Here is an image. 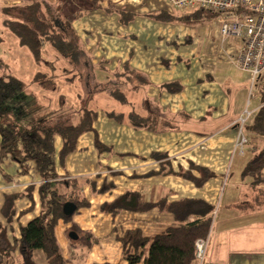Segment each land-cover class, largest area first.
<instances>
[{
  "label": "crops",
  "instance_id": "crops-1",
  "mask_svg": "<svg viewBox=\"0 0 264 264\" xmlns=\"http://www.w3.org/2000/svg\"><path fill=\"white\" fill-rule=\"evenodd\" d=\"M92 2L76 0L77 14L68 16H76L71 27L87 59L95 66V73L103 75L104 80L109 74L125 72L129 64L143 82L134 80L126 92V104L131 107L127 117L124 112L121 120L110 111L109 115L98 113L94 130L79 137L77 149L57 168L61 178L79 179L89 201L87 207L73 215L72 222L60 220L57 225L58 242L68 263L126 264L119 238L127 231L138 229L150 237L177 227L174 215L157 207L146 211L122 210L115 215L102 210L105 202L133 190L148 202L160 198L168 201L200 198L214 207L216 214L204 264H264V181L257 183L242 174L249 161L245 158H239L240 168L233 179L222 180L238 139L236 121L246 111L244 101L249 94L251 75L240 70L248 74L240 82L245 90L241 89V97L232 98L217 83L212 58L224 51L236 53L239 45L227 46L219 29L206 27L203 36H198L197 29L187 25L197 18L178 11L167 0H101L98 6H93ZM21 3V0L0 2L4 24L7 16L2 7ZM160 12L168 16L161 19L151 16ZM5 40L0 32V57L4 60L12 49L25 53L17 36L13 46L12 41L7 45ZM45 53V59L55 58L56 53L51 49ZM30 55V60H34L31 52ZM65 82L71 83L65 80L63 85ZM167 83H178L181 90L170 92L164 87ZM71 84L76 85V82ZM253 96L251 116L262 105L258 87ZM131 113L155 120V127H135L130 121ZM201 121L207 122H203L201 130L208 124L221 125L208 135L201 131L206 135L201 138L200 131L194 128ZM179 123L192 128L179 132ZM96 137L109 149L99 150ZM249 137L252 142L247 149L256 143L255 151L259 150L263 138ZM58 139L57 147L61 148L62 142ZM165 160L171 162L174 171L188 169L194 162L208 167L214 175L198 187L178 174H149L158 171ZM28 164V171L22 173L18 161L10 156L0 158V243H15L14 257L20 255L21 227L41 212L38 188L42 179L35 164ZM194 174L199 173L194 171ZM104 180L112 181L114 188L104 194L94 192L92 185L99 188ZM29 185H34L32 197L16 198L15 215L9 222L2 212L5 196L23 193ZM73 223L97 238L90 248L72 247L69 232ZM34 258L45 264L40 251L35 252ZM11 262L12 258H7L2 264Z\"/></svg>",
  "mask_w": 264,
  "mask_h": 264
},
{
  "label": "trees",
  "instance_id": "trees-1",
  "mask_svg": "<svg viewBox=\"0 0 264 264\" xmlns=\"http://www.w3.org/2000/svg\"><path fill=\"white\" fill-rule=\"evenodd\" d=\"M21 1V4L2 7V12L7 16L5 24L18 37L19 44L29 49L36 63L44 65V69L35 73L31 84H38L51 99V95L58 92L59 84L62 85L67 76L68 81L75 83L79 79H85L87 70H90L92 79L89 91L85 88L84 91L77 92V96L84 99L82 106L67 107L65 96L61 94L58 98L59 107L52 109L50 105H38L36 99L21 97L26 85L19 77L14 74L0 76V158L10 156L18 161L22 173L27 172L28 163L33 162L42 179L38 188L41 212L26 226L21 227L20 255L13 256L15 243L9 245L3 242V247V243H0V264L7 258H12L11 264H40L34 258L36 251L43 253L45 264H69L61 251L56 228L60 220L72 222L73 215L79 209L87 207L89 201L82 192L79 179L60 177L57 172L58 164L63 165L65 159L77 149L79 137L83 133L94 130L98 117V111L90 107L94 95L104 93L126 103V92L130 85L134 80L142 83L143 78L126 64L125 72H115L113 76L109 74L106 79L100 80L95 73V66L87 59L88 56L71 27L76 16L67 15L64 18L46 0ZM100 1L93 0L92 5L98 6ZM206 13L215 14L196 10L188 15L201 18ZM164 15L166 14L160 12L151 16L161 19ZM50 49L56 53L55 58L46 60L44 53ZM138 85L135 87L138 88ZM256 86L262 105L249 117L244 130L248 134L262 137L263 145L254 151L242 174L258 183L264 181V83ZM164 87L170 92L181 90L178 83H167ZM110 114L121 120L124 113L112 110ZM129 116L135 127H155L156 121H149V117L143 118L136 113ZM57 136L62 140L59 151ZM95 144L99 150L109 149L98 137L95 138ZM194 171L199 174H194ZM154 173L178 174L198 187L203 186L214 175L208 167L194 162L190 163L188 169L174 171L169 160L163 161L158 171H151L149 174ZM92 186L94 192L104 194L114 188L115 184L104 180L99 188ZM33 189L34 185H29L23 193L5 196L2 212L9 222L15 215L16 198L25 195L32 197ZM67 201L77 205L76 212L71 216L64 213ZM154 207L171 212L177 227L150 237L144 236L138 229L127 231L119 238L126 264H195V241L197 238L207 237L212 227L214 207L204 199L181 198L168 201L160 198L148 202L142 199L139 192L128 190L114 200L105 202L102 210L115 215L122 210L146 211ZM70 229L78 234L77 240L70 239L72 247L83 245L90 248L97 240L74 223Z\"/></svg>",
  "mask_w": 264,
  "mask_h": 264
},
{
  "label": "rangeland",
  "instance_id": "rangeland-1",
  "mask_svg": "<svg viewBox=\"0 0 264 264\" xmlns=\"http://www.w3.org/2000/svg\"><path fill=\"white\" fill-rule=\"evenodd\" d=\"M5 0H0V2H3ZM47 3L50 5H53L54 8H56L57 12L61 15H69L70 13H75L77 14V6H76V0H46ZM77 8V9H76ZM4 18H2L0 14V32H2V35L6 38L5 42L7 45L10 44L12 41V46L14 45L13 39L16 38V36L11 32L9 27L2 22ZM219 21V16L216 14H209L206 13L204 14L201 18H197L196 20L189 21L188 26H194L197 29V35L198 36H203L206 27L209 29H218L217 22ZM10 35V36H9ZM10 37V38H9ZM13 37V38H12ZM227 46L233 45V44H238V42L235 39H229L226 43ZM14 48V47H13ZM25 53L22 52H17V50L12 49L10 53H8V56L5 58V60L0 57L2 60V66L0 68V76L2 77H7L9 74H14L16 76H19L23 83L26 85L25 89L22 92L21 97H25L30 100H37V104H44V105H50V108L52 109H57L59 107V102L58 98L59 95L63 94L66 99V106L67 107H75V106H82L84 104V99H80L77 96V92L81 90H85V88L89 91L90 89V84H91V79L92 77L90 76V70H87V74L85 79H79L80 81L76 82V85L71 84L69 82H65V85L59 84L58 86V92L52 94V97H48V93L45 94V90L42 89L38 84L32 85L31 80H32V73L40 69H44L43 63H36L34 60H30V52L29 50L25 47L24 48ZM14 50V51H13ZM45 55H47L45 53ZM219 56L224 57V59H221ZM211 58V57H210ZM226 58V59H225ZM46 60H50L47 59ZM212 60H215V70H216V81L217 83L223 87L232 98H237L238 96L241 97V89H243L242 84L240 83L242 80L247 78V73L240 71L237 67H235L231 60L228 57V54L226 51L222 53V55H215V58ZM6 61V62H5ZM6 65H5V64ZM35 74V73H34ZM100 79H103V75L98 74L97 75ZM68 76L67 79L68 80ZM83 88V89H82ZM245 90V88L243 89ZM249 91L247 99L244 101L245 103V109L250 111L252 107L254 106V96L257 92V86L253 85L252 82L250 81L249 83ZM34 96V97H33ZM93 100L90 102V107L97 110L99 114H104L109 115V111H117V112H124L126 117L127 115L131 112V107L126 104L122 103L121 101L115 99L112 96L105 95L104 93H96L94 97L92 98ZM236 101V100H234ZM130 111V112H129ZM245 112V111H244ZM238 121V120H237ZM236 121V124H237ZM206 122V121H203ZM202 121L194 125V128L196 130H199L200 133L198 134L201 138H205V134L201 133V131H205V133L208 135L209 133L213 132V128H218L221 124L215 123L213 126L211 124L205 125L203 127V130H201V125L205 124ZM207 123V122H206ZM177 129H181L179 132H183L184 129L190 130L189 125L185 124H178ZM237 130H239V126H237ZM245 134L249 137L251 135H256V134H248L244 130ZM171 132H167L169 134ZM211 135V134H210ZM57 136V140H59ZM61 139V138H60ZM250 142H252L251 138L249 137ZM257 141V140H256ZM62 142V140H61ZM253 145L250 146V150L247 149L248 145H246V150L245 153L242 155L240 153L239 147H234L231 151V155L229 157L228 165L225 170V173H223V179L225 182L229 179H233L236 175V172L239 170V158L242 160L245 158L247 160H251L253 157L254 151L258 146H256V143H252ZM252 149V150H251ZM57 150L59 151L60 148L57 147ZM164 154V153H161ZM245 156V157H244ZM125 157V156H121ZM58 167H61L60 164H58ZM249 178H251L249 176ZM252 179V178H251ZM213 221V219H212ZM71 239V238H70ZM210 244V241L209 243ZM209 246V245H208Z\"/></svg>",
  "mask_w": 264,
  "mask_h": 264
},
{
  "label": "built area",
  "instance_id": "built-area-1",
  "mask_svg": "<svg viewBox=\"0 0 264 264\" xmlns=\"http://www.w3.org/2000/svg\"><path fill=\"white\" fill-rule=\"evenodd\" d=\"M174 8L182 12L196 10L208 11L219 16L217 22L221 39L238 42L236 53L228 54L232 64L240 70L249 72L252 86L264 83V0H167ZM251 116L246 110L237 121L238 139L236 147L244 154L250 142L244 132V125ZM216 211H213L212 217ZM213 222V221H212ZM211 230L207 237L195 241V264H204Z\"/></svg>",
  "mask_w": 264,
  "mask_h": 264
},
{
  "label": "water",
  "instance_id": "water-1",
  "mask_svg": "<svg viewBox=\"0 0 264 264\" xmlns=\"http://www.w3.org/2000/svg\"><path fill=\"white\" fill-rule=\"evenodd\" d=\"M76 210H77V205L74 202L67 201L64 204V213H65V215L71 216V215H73L76 212ZM69 237L71 239H73V240H77L78 239V234L75 231L71 230L69 232Z\"/></svg>",
  "mask_w": 264,
  "mask_h": 264
}]
</instances>
